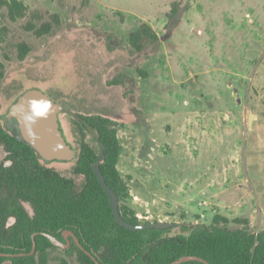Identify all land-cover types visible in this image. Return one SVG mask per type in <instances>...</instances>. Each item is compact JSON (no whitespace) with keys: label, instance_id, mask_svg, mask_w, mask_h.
Wrapping results in <instances>:
<instances>
[{"label":"rangeland","instance_id":"rangeland-1","mask_svg":"<svg viewBox=\"0 0 264 264\" xmlns=\"http://www.w3.org/2000/svg\"><path fill=\"white\" fill-rule=\"evenodd\" d=\"M18 1L16 20L0 8L5 127L16 98L41 89L113 121L123 203L141 223L176 222L172 235L199 223L264 232V0ZM59 120L80 152L77 119ZM76 160L47 165L81 187ZM53 242L45 264H80Z\"/></svg>","mask_w":264,"mask_h":264},{"label":"trees","instance_id":"trees-1","mask_svg":"<svg viewBox=\"0 0 264 264\" xmlns=\"http://www.w3.org/2000/svg\"><path fill=\"white\" fill-rule=\"evenodd\" d=\"M4 6L12 19L24 15L25 5L18 0H0V8ZM28 51L26 46L20 58L24 59ZM3 77L1 70L0 82ZM79 115L82 118L76 121L82 131V142L74 171L85 177L81 187L74 178L48 166L30 144L0 122V147L10 162L0 164V264H45L47 250L55 245L49 236L67 243L68 231L77 236L100 264H172L185 256L202 260L180 264H264V232L256 234L248 227L231 230L218 224H184L182 230L188 234L172 235L173 227L133 230L121 226L93 169L101 147L83 120L96 130L105 145L100 167L118 195L122 216L141 224L136 212L123 203L131 195L117 167L120 154L117 129L108 117ZM85 132L91 134L96 146L86 140ZM27 203L33 214L26 208ZM68 237L71 244L65 251L69 255H76L80 264H97L72 235Z\"/></svg>","mask_w":264,"mask_h":264},{"label":"water","instance_id":"water-1","mask_svg":"<svg viewBox=\"0 0 264 264\" xmlns=\"http://www.w3.org/2000/svg\"><path fill=\"white\" fill-rule=\"evenodd\" d=\"M68 112L74 118L81 119L79 114L64 108L59 102L49 96L46 92L38 88H30L23 91L16 100L10 105L5 117L6 126L12 130L15 136L30 144L38 153L39 157L46 162L52 161H71L78 157L79 152L67 140L61 123L59 114ZM92 136L101 147L100 155L93 165L94 172L105 192L107 193L116 221L123 227L140 230L146 228L167 229L175 227L178 223L165 220L154 222L134 224L127 221L121 214L119 208V199L116 191L107 183L100 163L105 158V145L99 138L96 130L85 120H83ZM72 235L78 246L82 248L89 256L94 258L91 252L85 249L77 236L71 232H65L67 243H63L53 236H49L57 244L69 247L71 240L68 235ZM36 244L34 243L33 252ZM95 259V258H94ZM195 256H185L172 264H180L186 260H197ZM96 260V259H95ZM202 260V259H199ZM97 264H100L96 260ZM11 263V261H9Z\"/></svg>","mask_w":264,"mask_h":264}]
</instances>
